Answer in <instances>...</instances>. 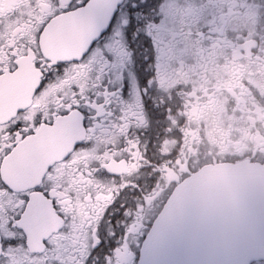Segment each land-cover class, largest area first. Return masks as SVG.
Returning a JSON list of instances; mask_svg holds the SVG:
<instances>
[{"label":"snow or ice","instance_id":"6c2138e0","mask_svg":"<svg viewBox=\"0 0 264 264\" xmlns=\"http://www.w3.org/2000/svg\"><path fill=\"white\" fill-rule=\"evenodd\" d=\"M188 4L0 0V264H161L163 238L128 211L136 188L113 193L102 213L88 204L85 216L76 201L87 204L89 194L98 204L96 192L119 177L98 160L87 170L71 162L94 138L115 137L126 124L132 139L129 73L144 90L143 108L154 114L147 98L154 68L146 69L155 64L157 44L163 48L172 33L190 28L195 9ZM21 57L30 58L34 75L26 101L11 94L25 86ZM66 137L71 149L53 159L50 141ZM115 146H125L123 136ZM77 174L95 181L96 192L89 186L82 193Z\"/></svg>","mask_w":264,"mask_h":264},{"label":"flooded vegetation","instance_id":"af4514ba","mask_svg":"<svg viewBox=\"0 0 264 264\" xmlns=\"http://www.w3.org/2000/svg\"><path fill=\"white\" fill-rule=\"evenodd\" d=\"M188 6L195 9L190 28L172 33L163 48L157 44L155 64L146 69L154 68L147 97L154 114L143 108L144 90L129 73L132 139L126 124L115 137L94 138L91 148L71 162L87 170L98 160L119 177L96 192L95 181L77 174L73 183L82 193L91 186L98 202L84 194L87 204L77 200L78 212L91 204L102 213L113 193L130 185L129 192L136 188L139 195L130 197L128 211L150 230L177 186L203 167L238 162L264 167V0H189ZM21 59L25 86L11 94L26 101L34 75L30 58ZM119 136L125 146L117 150ZM81 137L82 130L75 138ZM72 139L50 141L53 159L71 149ZM108 144L113 148L106 150ZM249 264H264V259Z\"/></svg>","mask_w":264,"mask_h":264},{"label":"water","instance_id":"95a60500","mask_svg":"<svg viewBox=\"0 0 264 264\" xmlns=\"http://www.w3.org/2000/svg\"><path fill=\"white\" fill-rule=\"evenodd\" d=\"M152 229L163 238L161 264L264 259V167H203L177 186Z\"/></svg>","mask_w":264,"mask_h":264},{"label":"rangeland","instance_id":"374dc122","mask_svg":"<svg viewBox=\"0 0 264 264\" xmlns=\"http://www.w3.org/2000/svg\"><path fill=\"white\" fill-rule=\"evenodd\" d=\"M243 10V9H242Z\"/></svg>","mask_w":264,"mask_h":264}]
</instances>
